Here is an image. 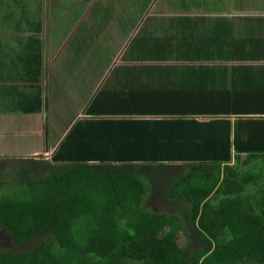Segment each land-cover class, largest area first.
Listing matches in <instances>:
<instances>
[{
  "label": "trees",
  "instance_id": "16d2710c",
  "mask_svg": "<svg viewBox=\"0 0 264 264\" xmlns=\"http://www.w3.org/2000/svg\"><path fill=\"white\" fill-rule=\"evenodd\" d=\"M36 2L0 0L5 113L39 110L17 107L41 91ZM193 20L161 47L173 64L123 69L160 76L152 92L103 110L99 91L42 170L16 159L0 174V230L21 248L0 249V264H264V17ZM73 95L71 113L88 101ZM45 105L46 134L48 114L63 129Z\"/></svg>",
  "mask_w": 264,
  "mask_h": 264
},
{
  "label": "crops",
  "instance_id": "0c3cea01",
  "mask_svg": "<svg viewBox=\"0 0 264 264\" xmlns=\"http://www.w3.org/2000/svg\"><path fill=\"white\" fill-rule=\"evenodd\" d=\"M36 1L41 6L38 15L42 22L39 34L42 42L41 91L28 95L17 107L37 102L39 110L29 114L0 110V161L50 160L68 133L70 122L91 118L83 113L99 91H102L104 100H100L98 108L103 110H113V105L120 104L119 100H127L132 91V94L142 90L152 92L155 89L152 80L160 76L153 72L123 69L133 67L142 70L152 65L173 64L157 60L162 56L161 47L164 46L166 54V47L173 46L170 43L183 40L182 32L185 34L189 30L190 33L192 26L202 27L195 20L191 21L193 18L209 16L220 22L221 18L264 17V0ZM231 25L230 38L239 39L238 26L235 23ZM74 80L79 86L77 91L88 101L74 104L76 112L71 113L63 105L70 101L69 94H78L74 91L77 86ZM45 103L49 113H55L56 109L65 112L66 117L62 114L59 120H62L63 129L53 130L54 117L48 114L46 134ZM54 132L56 134L52 137ZM5 144H10V147L6 149ZM4 170L0 168V174Z\"/></svg>",
  "mask_w": 264,
  "mask_h": 264
},
{
  "label": "rangeland",
  "instance_id": "374dc122",
  "mask_svg": "<svg viewBox=\"0 0 264 264\" xmlns=\"http://www.w3.org/2000/svg\"><path fill=\"white\" fill-rule=\"evenodd\" d=\"M52 128L53 130L57 131L59 127H55L54 124H52ZM56 134V132H54L52 134V137L53 135ZM4 147L7 149L8 147H10V144H5ZM13 156L15 157V155L13 154ZM34 162L36 163V168L38 170H42L43 166H42V163L40 160H34ZM21 164L17 163L16 161H12L11 159H5L3 161H0V168H4L5 170H7L6 167L8 168H15V167H20ZM11 173V172H10ZM3 175H5L2 180V182H5L4 185L2 186L3 188H5V193L8 194L9 193V190H8V184H9V178H10V174H7V173H4ZM13 191L15 192H18V187H16V185L13 186L12 188ZM25 191V189H24ZM21 195H24V193L22 192ZM25 248H30V245H27L25 246ZM0 249H8V250H21V248H16V247H12L11 243H10V240H9V237L4 233L3 230H0Z\"/></svg>",
  "mask_w": 264,
  "mask_h": 264
}]
</instances>
